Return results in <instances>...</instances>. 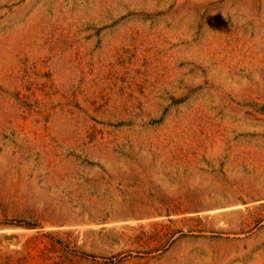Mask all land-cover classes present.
<instances>
[{"label":"rangeland","instance_id":"1","mask_svg":"<svg viewBox=\"0 0 264 264\" xmlns=\"http://www.w3.org/2000/svg\"><path fill=\"white\" fill-rule=\"evenodd\" d=\"M0 264H264V0H0Z\"/></svg>","mask_w":264,"mask_h":264}]
</instances>
